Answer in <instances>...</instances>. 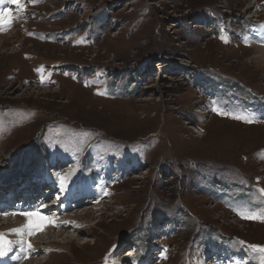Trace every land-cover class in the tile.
Listing matches in <instances>:
<instances>
[{"label": "rangeland", "instance_id": "rangeland-1", "mask_svg": "<svg viewBox=\"0 0 264 264\" xmlns=\"http://www.w3.org/2000/svg\"><path fill=\"white\" fill-rule=\"evenodd\" d=\"M20 3L0 0V205L44 182L65 203L24 205L46 226L11 264H262L264 223L237 213L264 216V0ZM1 223L14 243L28 218Z\"/></svg>", "mask_w": 264, "mask_h": 264}, {"label": "bare ground", "instance_id": "bare-ground-1", "mask_svg": "<svg viewBox=\"0 0 264 264\" xmlns=\"http://www.w3.org/2000/svg\"><path fill=\"white\" fill-rule=\"evenodd\" d=\"M257 35V34H256ZM263 31L262 32H260L259 33V36L261 37V38H263V40H264V37H263ZM3 37V36H2ZM26 176V175H25ZM24 176V177H25ZM40 186H33V187H30V188H35V189H38ZM13 189H15V188H13ZM29 189V188H28ZM12 190V189H11ZM6 191H10V190H6ZM6 191H4V193H6ZM33 191H34V189H33ZM4 193H3V195H4ZM9 196V195H8ZM33 196H37V194L35 193V191L34 192H31L30 193V195H29V198H28V200H25V202H24V199L25 198H23V200H19V203H20V205L21 206H24V205H26V204H31L32 202H33V199H34V197ZM49 196H51V195H47V196H44V197H40V199L38 200V202H37V205L40 207V206H42L40 209H38L37 210V212H41V209H46V208H48V206L50 205L49 204V201H46V198H48ZM83 196V195H82ZM19 197V196H18ZM72 197V196H71ZM70 196H67V198L68 199H70L71 198ZM69 201V200H68ZM79 201V200H78ZM16 202H18V200L16 201ZM70 202H71V200H70ZM10 203V202H9ZM59 203H61V204H64L65 202L62 200V201H60V202H58L57 204H56V206L59 204ZM72 203V202H71ZM71 203H68L65 207H66V210H70L72 207H73V205H71ZM11 205H13V202H11L10 203ZM10 204H5V206L3 205V206H1L0 205V225L1 226H4L5 224L4 223H1V220L3 219H6V217L8 216V214L9 213H11L12 211H7V213L8 214H3V211L5 210V208H11L10 206ZM89 209H91V208H88V210ZM36 210V208H33L31 211H35ZM81 210V209H80ZM79 212V210H76L75 209V211L73 212V213H75V216L74 217H70L71 219L69 220V222H74V224H75V219H80V218H82L81 217V214H78V218L76 217L77 215V213ZM80 213H81V211H80ZM58 214H59V212L58 213H56L55 214V216L54 217H56V218H54V220H52V222L57 226V227H59V228H61V229H67V230H70V223L68 222V221H63V223L62 222H60L59 220H57V216H58ZM66 214H70V213H66ZM87 215H89L88 213H85V217L87 216ZM2 217V218H1ZM19 218V217H18ZM67 218H69V216L68 215H66V218H64V219H67ZM73 218V219H72ZM8 220V219H7ZM10 220H8V222H9ZM17 222V221H16ZM53 223L51 224V225H53ZM6 224H8V223H6ZM16 224H18V223H15L14 225V227L15 228H13L14 230L15 229H19V227L16 225ZM21 227V226H20ZM53 227V226H52ZM73 228V230L75 231L76 229V227H72ZM53 229V228H52ZM55 229V231H56V228H54ZM53 229V230H54ZM45 230V229H44ZM52 231V230H51ZM62 231V230H61ZM65 231V230H64ZM68 232V231H67ZM53 233V232H52ZM62 233H64V232H62ZM50 234V233H49ZM55 234V233H54ZM57 234V233H56ZM55 234V235H56ZM65 235V234H64ZM16 236V238L18 239V240H16V241H14V243H12V246H11V249L13 248V247H15L16 245H19V247L18 248H16L15 250H16V252H14V253H12L10 256H8V254H9V252L11 251H8L7 252V255H6V260H5V262H6V264H11V262L12 261H14V258H13V256L15 257V259L17 260V261H21V260H23L24 258H25V255H27L28 256V258H30V256H32L31 258H30V260L34 257V259L36 258V256H38L37 255V251H38V249L37 248H39L40 247V245H39V243L38 242H36V245L38 246V247H36V250L35 251H33V249H32V251H31V249H28V247L25 245V242L27 241V239H26V237H24V236H19V235H15ZM38 236V235H37ZM53 236V235H52ZM52 236H48V237H51L52 238ZM36 238V237H35ZM42 238V237H41ZM41 238H37L38 240H41ZM58 238H60V239H63L64 240V242H63V244L66 246V245H68V244H70V243H73L74 242V240H72V239H70L69 237H65V238H62V236L58 233V235L57 236H55V239H58ZM48 239V238H47ZM19 240H22L23 241V245H20L19 244ZM43 242H45V241H43ZM42 242V243H43ZM57 242V241H56ZM52 243V242H51ZM54 243V242H53ZM46 244V246H47V243H45ZM44 248H46V247H44ZM40 249V248H39ZM8 257V258H7ZM27 258V259H28ZM31 262H34V261H31ZM17 264V263H16Z\"/></svg>", "mask_w": 264, "mask_h": 264}, {"label": "snow or ice", "instance_id": "snow-or-ice-1", "mask_svg": "<svg viewBox=\"0 0 264 264\" xmlns=\"http://www.w3.org/2000/svg\"><path fill=\"white\" fill-rule=\"evenodd\" d=\"M10 2L16 4L18 7L23 9V5L20 3V0H10ZM8 17H9V14L7 12H0V23H3L5 20H7ZM10 25H11V21L7 20V26L10 27ZM3 30H5V29L0 28V31H3ZM225 42H227V41L225 40ZM97 94L103 95V93H99V92ZM212 111L216 112L218 115H229L228 113H224L215 107L212 109ZM231 118L234 120L242 121L246 124H252L255 122L253 118L247 117V116L232 115ZM65 179H66L65 177H60L62 189L64 187V180ZM258 191L260 192V194L262 196H264V189H259ZM15 214L16 213H13V215H15ZM237 214L241 217V219L253 220V221H258V222L264 223V216H259L256 214H250V213H245V212H238ZM21 215H24L25 217L28 218V225H27L26 229H15V230H13L12 234L23 236L26 233L27 235H32V234H34L35 231H42L43 227L46 226V225L33 224L32 217L36 215L35 213H21ZM41 219L47 220L46 217H42ZM47 222L53 223L52 221H47ZM53 226H56V225L53 223ZM21 243H23V241H21ZM241 243H243V242H241ZM11 246H12V242L10 240H7L4 234H0V256L6 255L7 251L11 250ZM27 247H28V249L32 248L31 244H28ZM249 247L253 252L264 254V246L249 245ZM27 258H28V256H25V259H27ZM261 259H262V264H264V255H262Z\"/></svg>", "mask_w": 264, "mask_h": 264}, {"label": "trees", "instance_id": "trees-1", "mask_svg": "<svg viewBox=\"0 0 264 264\" xmlns=\"http://www.w3.org/2000/svg\"><path fill=\"white\" fill-rule=\"evenodd\" d=\"M123 161H124V160H123ZM109 165H110V162H109ZM24 175H25V174H23V177H24ZM18 180H19V178H18ZM217 246H218V244L214 245L213 248H214V247H217ZM147 248H148V246L146 245L145 251H146ZM148 249H149V248H148ZM148 249H147V250H148ZM229 251H230V250H229ZM197 252H199V247L197 248ZM230 252H234V253H235V252H239V251L231 250ZM144 253H145V252H144ZM240 253H242V252H240ZM144 255H145V254H144ZM142 259H144V256H143V257H141V256L138 257V258L136 259V261H141ZM189 264H190V263H189Z\"/></svg>", "mask_w": 264, "mask_h": 264}]
</instances>
